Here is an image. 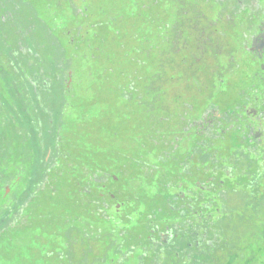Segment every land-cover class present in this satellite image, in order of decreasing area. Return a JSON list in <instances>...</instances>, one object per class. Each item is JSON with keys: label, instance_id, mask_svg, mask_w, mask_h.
Listing matches in <instances>:
<instances>
[{"label": "flooded vegetation", "instance_id": "1", "mask_svg": "<svg viewBox=\"0 0 264 264\" xmlns=\"http://www.w3.org/2000/svg\"><path fill=\"white\" fill-rule=\"evenodd\" d=\"M42 1L0 0V77H19L0 127L15 114L24 150L10 167L0 132V250L216 264L233 214L264 208V0ZM81 54L102 63V104H75ZM48 189L56 212L38 202Z\"/></svg>", "mask_w": 264, "mask_h": 264}, {"label": "rangeland", "instance_id": "2", "mask_svg": "<svg viewBox=\"0 0 264 264\" xmlns=\"http://www.w3.org/2000/svg\"><path fill=\"white\" fill-rule=\"evenodd\" d=\"M29 2H31L35 8H37L39 11H42V8L45 7V5L47 4V2L42 1V0H29ZM55 11V10H53ZM56 13L58 14L56 16ZM43 14L45 17H47L48 19H50L51 21H54L55 19H58L60 14L59 12H51V14L46 13L45 9L43 11ZM69 28H67L64 31V36L62 38L61 36V40L64 43V45H66V43L69 42L70 40V36L66 33V31H68ZM74 36V35H73ZM69 54L71 55L72 51L71 49H68ZM115 54H118V51H115ZM70 55H68V57H70ZM101 57L103 58V62H104V57L103 55H101ZM102 68V63H99L98 65L93 66L92 63L86 59L85 56H83L82 54L80 55V59L79 61L76 62V66L74 67L75 72L73 74V81H78V85L76 87L75 90L78 91L77 93V97H78V101L75 102L76 106H90L93 104H102L103 101V90H105L104 88V82H103V78L102 77H98V74L100 72H96V70ZM89 69L94 70V72L96 73V75L92 76L91 71H89ZM19 77H9V79L7 80L6 77L2 78L0 77V96L6 101L9 99V96L12 92V90H16V80ZM29 87H32L30 85V83L28 82ZM3 93H5L6 95H8V98L3 97ZM92 94H94V96H92ZM93 97V100H91ZM15 99L14 98V94H11V98L10 100ZM16 100V99H15ZM91 101V102H90ZM8 105V103H7ZM22 116H24L22 113H20ZM15 119V123L14 125H6V128L3 129L0 127V132L3 134H9V137H13L11 138V142L12 144L10 145V149L8 150L7 148V154L9 157V162H10V167L13 165H17L20 164V161L22 159V155L24 154V150L22 147V141H23V129L20 128L22 126V124L20 123V121H17V117L15 114H13ZM85 115V114H84ZM1 116V115H0ZM82 126L83 131L85 132L86 129L84 130V128L87 127H91L90 124H85L83 125H78L76 123V120H72V127L74 126ZM70 128V130H68L67 133H71V135L73 136V132L76 129ZM20 133V134H19ZM8 159L6 157V153L3 151V145H0V160H4V159ZM2 176V175H1ZM5 179H0V216L3 217V213H5V211L2 210V208L4 207V205L7 204V202L9 201V197L6 195L5 192V188L7 186V183H5L4 181ZM58 195L57 196H52L50 189H48V191L43 194V197L39 198L38 202H41L42 206L44 207V209L49 212H56V210H59V208H57V200H58ZM56 204V206H55ZM67 206V205H66ZM2 207V208H1ZM48 207H50L52 210H49ZM69 208V207H68ZM237 221L235 220L234 223L239 225V235L241 236L239 241L244 239V238H248L250 236V228L252 226V224H254L256 221H260L262 224L263 223V214L260 213H255L254 215L251 214V210H242L239 209L237 210ZM234 213V215L236 214ZM239 213H242V215H240ZM235 217V216H233ZM258 219V220H257ZM3 222V221H2ZM258 225V224H257ZM234 225H227L225 226V228L229 231L227 237L229 239H231L233 233V227ZM251 238V236H250ZM249 238V239H250ZM44 241V240H43ZM230 243H232L230 241ZM246 243V241L244 242ZM246 246V244H245ZM232 252L231 255V260H233L235 258V254L234 251L236 250V248L234 249H230L228 247H224V249L219 253V258H217V263L216 264H227L229 261V251ZM215 260H216V256H215ZM12 261V262H10ZM0 264H41V262L39 261V258L35 256V254L31 253V256L27 259L23 256H21V254L16 253V254H12L9 253L8 251L5 252V250H0ZM236 264H242L241 260H236ZM254 264H263L262 259L260 256L256 255L255 260H254Z\"/></svg>", "mask_w": 264, "mask_h": 264}, {"label": "trees", "instance_id": "3", "mask_svg": "<svg viewBox=\"0 0 264 264\" xmlns=\"http://www.w3.org/2000/svg\"><path fill=\"white\" fill-rule=\"evenodd\" d=\"M0 179H4V177L0 175ZM255 213H259V215L260 213L263 214V223H264V208H260V206H256L255 208H252L251 214L254 215ZM239 214L242 215V213ZM232 229H233L232 231L233 235L231 239L226 240L222 244L223 248L224 247H228L230 249L236 248V250L234 251L235 258L233 260H231L232 252L228 250L230 257L227 264H236V260H241L242 264H254L256 255L261 257L262 262L264 264V224H262L260 221H256L254 224H252L250 228L251 238L249 236L248 238H244L240 241L239 239L241 236L239 235L238 232L239 225L234 224ZM230 241L232 243H230ZM245 241L246 243H244ZM208 261L209 264H215L213 262V256L208 257Z\"/></svg>", "mask_w": 264, "mask_h": 264}]
</instances>
